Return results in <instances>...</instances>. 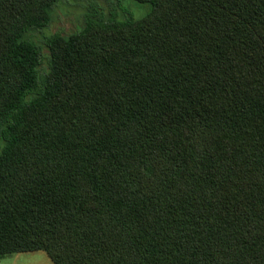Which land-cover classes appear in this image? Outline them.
<instances>
[{
	"label": "trees",
	"instance_id": "1",
	"mask_svg": "<svg viewBox=\"0 0 264 264\" xmlns=\"http://www.w3.org/2000/svg\"><path fill=\"white\" fill-rule=\"evenodd\" d=\"M72 1L0 0V257L264 264V0Z\"/></svg>",
	"mask_w": 264,
	"mask_h": 264
},
{
	"label": "rangeland",
	"instance_id": "2",
	"mask_svg": "<svg viewBox=\"0 0 264 264\" xmlns=\"http://www.w3.org/2000/svg\"><path fill=\"white\" fill-rule=\"evenodd\" d=\"M93 2L97 5V7H101L104 10L105 14H108L109 4L107 0H89V3ZM128 4L132 6V8L128 6V11L131 14L135 15V18H140L145 15L146 10L148 11L150 7L148 5H140L135 3L132 0L126 1ZM71 5H60L57 7L53 13V19L50 23V26L47 30L33 33V39L40 45H43L44 36L60 33L61 35H66L76 29L82 23V15L86 12V7L88 6L87 0H75L71 2ZM46 54V50L44 51Z\"/></svg>",
	"mask_w": 264,
	"mask_h": 264
},
{
	"label": "crops",
	"instance_id": "3",
	"mask_svg": "<svg viewBox=\"0 0 264 264\" xmlns=\"http://www.w3.org/2000/svg\"><path fill=\"white\" fill-rule=\"evenodd\" d=\"M0 264H53L43 252H29L0 257Z\"/></svg>",
	"mask_w": 264,
	"mask_h": 264
}]
</instances>
